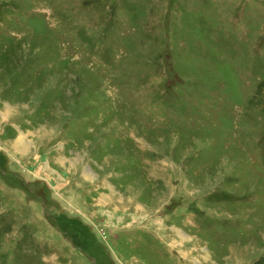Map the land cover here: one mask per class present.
<instances>
[{"label":"rangeland","instance_id":"374dc122","mask_svg":"<svg viewBox=\"0 0 264 264\" xmlns=\"http://www.w3.org/2000/svg\"><path fill=\"white\" fill-rule=\"evenodd\" d=\"M0 264H264V0H0Z\"/></svg>","mask_w":264,"mask_h":264},{"label":"bare ground","instance_id":"6f19581e","mask_svg":"<svg viewBox=\"0 0 264 264\" xmlns=\"http://www.w3.org/2000/svg\"><path fill=\"white\" fill-rule=\"evenodd\" d=\"M16 144V143H15Z\"/></svg>","mask_w":264,"mask_h":264}]
</instances>
